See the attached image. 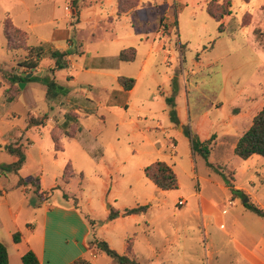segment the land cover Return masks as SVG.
<instances>
[{
    "label": "rangeland",
    "instance_id": "1",
    "mask_svg": "<svg viewBox=\"0 0 264 264\" xmlns=\"http://www.w3.org/2000/svg\"><path fill=\"white\" fill-rule=\"evenodd\" d=\"M225 1L139 0L133 14L102 21L116 8L115 0H95L94 11L83 6L90 0L75 7L71 0H0V66L5 71L22 73L19 63L27 47L71 25V44L58 43L69 51L70 63L50 73L46 69L54 60L43 57L33 72L45 67L39 76H53L69 89L66 96L49 101L40 81L18 89L0 73L2 146L18 129H26L29 116H45V125L24 131L30 140L24 166L0 175V188L6 190H0L2 236L13 220L25 230L33 211L22 203L21 189L12 187L22 177L34 179L25 201H39L34 192L39 183L49 204L76 202L87 215L96 254L84 255L90 263L117 264L95 248L94 239L109 238L110 247L122 254L133 235L139 264H259L256 259H264V219L244 206L250 202L264 208V158L241 159L230 151L232 140L264 105V0H230V13L215 20L208 10L218 13ZM78 6L84 8L73 13ZM10 20L22 36H7L4 22ZM128 47L136 50L133 61L91 67L92 58L112 61ZM119 75L134 78L129 93L117 81ZM8 95L15 100L8 102ZM69 114L79 117L81 129L73 138L61 135L62 149H55L50 130ZM206 115L223 127L226 122L230 130L222 137L226 162L212 155V166L192 150L186 129L198 136L195 126ZM77 130L76 125L70 129ZM12 159L0 149V163ZM157 160L173 168L177 189L159 190L144 176L143 168ZM67 163L73 174L64 181L63 174L71 172ZM144 204L147 212L136 218H108L113 209Z\"/></svg>",
    "mask_w": 264,
    "mask_h": 264
},
{
    "label": "trees",
    "instance_id": "2",
    "mask_svg": "<svg viewBox=\"0 0 264 264\" xmlns=\"http://www.w3.org/2000/svg\"><path fill=\"white\" fill-rule=\"evenodd\" d=\"M79 0H71V4L75 7ZM139 0H117V16H120L123 13L132 11L136 8ZM246 1V0H244ZM225 7L218 5L219 12H213L211 9L208 10L210 15L215 20H220L223 16L228 15L230 13V0L225 1ZM222 23H219L218 30L222 32ZM5 32L9 37V34L16 33L23 35L21 33V29L15 26L11 20L4 22ZM27 49V55L23 61L19 64L24 67V71L22 73L34 72L37 69L39 61L43 57H49L54 60L53 66L48 67L46 71L52 73L55 70H60L67 65L66 57L69 55L68 50H60L58 48L52 47L47 42H39L38 44L29 46ZM135 58V49L134 47H128L122 49L116 59L123 61H132ZM45 71V72H46ZM0 73L4 80H6L10 85H16V88L19 87L20 82H28L32 80L40 81L42 84L46 86V98L51 101L53 99H57L60 96H66L69 93V89L64 85L59 84L53 76H46V74H42L37 76L33 74L31 77H26L22 73H17L13 71H5L0 66ZM119 83L124 87V89L128 90L132 88L135 83L134 78L128 76H120L118 78ZM15 95H8L6 100L11 102L15 100ZM93 111V110H92ZM90 111V112H92ZM45 125V116L44 117H35L29 116L27 119V128L35 127V126H43ZM80 129V124L78 123L77 116L74 114H69L65 116V120L60 123L55 129L52 128L50 130L51 138L54 142L55 149H62L58 145V140L62 134L66 136L73 137L74 133L70 131L72 127ZM187 134L190 139L191 148L194 152L199 153L206 161L208 166H212V163L208 160L209 156V144L213 138V135L208 139L201 140L195 133L191 131L189 127H186ZM4 150L8 153L13 154L16 159L10 163H0V175L5 174V172H14L18 173L20 168L24 165L26 160V146L21 141H15L13 143H9L4 145ZM233 152L240 157L241 159H247L253 155H259L264 158V105L263 107L253 116L251 124L249 127L238 137L236 144L234 146ZM66 166H70V163H67ZM66 168V167H65ZM71 168V166H70ZM144 175L148 180H150L158 189L160 190H172L178 187L177 177L175 172L164 161H154L149 165L143 168ZM73 174L72 168L69 175L65 176L63 174V180H69V176ZM34 180V179H33ZM33 180H25L22 177L18 179V185L22 187H27L31 185ZM40 185L35 188V192L37 195L42 198L41 193L39 192ZM233 192H240V190H236L232 188ZM148 204L137 205L133 207H126L122 210H111L108 218L110 220L117 218L119 216H126L134 213H143L148 209ZM244 206L250 210L255 215L264 218V208L258 206L257 204H253L247 202ZM20 239V233L17 231L13 233V240L17 242ZM95 248H99L101 251L105 252L117 262V264H139L134 258L128 256V254H119L114 249H112L105 240L97 239L93 241ZM92 242L89 243V249L92 252L91 248ZM127 250L130 251L131 245L130 242L127 244ZM21 261L23 264H38V259L35 254L28 250L21 256ZM0 264H9L8 262V253L6 245L0 242ZM75 264H90L87 260L83 258H79L75 260Z\"/></svg>",
    "mask_w": 264,
    "mask_h": 264
},
{
    "label": "crops",
    "instance_id": "3",
    "mask_svg": "<svg viewBox=\"0 0 264 264\" xmlns=\"http://www.w3.org/2000/svg\"><path fill=\"white\" fill-rule=\"evenodd\" d=\"M94 1L95 0H90L91 3H89L87 5H83V6L88 7V8H92V11H94V9H95V7L93 5ZM109 1H111V0H109ZM138 3H139V1H138ZM115 4H116V8L111 10L109 15H107V16L102 15L100 20H102V21H104V20L113 21L114 19H119L122 15H125V16H127L129 14L131 15L136 11V8L138 6V4H137V6L134 10L123 13L120 16H117V0H115ZM83 6H78L79 11L77 8V11L73 12V13L81 12L80 9H83L84 8ZM70 11L72 12L71 9H70ZM89 20L95 21L96 19L90 17ZM160 21H161V19H160ZM70 27H71L70 24H67L66 27H57V28L53 29L52 34H51L49 39L42 40L39 42H47L54 48L64 50L62 48H59L58 43L60 41H66L67 43H69V45L71 44L70 30H69ZM82 53H83V51H82ZM68 56L66 57L67 64L70 63ZM135 56H136V50H135ZM116 57L117 56H115L114 57L115 59H112V61H110L109 58H106L104 56L99 57V59L92 58L91 67L100 68V69H103V68L109 69V68L117 67L119 62H127V61H123V60H117ZM44 69H45V67L42 70H40L39 72L41 73ZM120 76H125V75H119L117 77V81H118V78ZM133 87H134V85L132 86V88L128 89L127 92L129 93L133 89ZM90 101L93 102L92 100H90ZM110 101L112 103H114L113 102L114 101L113 96H111ZM78 118L79 117H77V119ZM78 121L80 122L79 119H78ZM221 124H222V122H220V121L214 122L210 119V117H208L206 115V116L202 117L200 119V121L195 126L196 133L198 134V136L201 140L208 139L212 135L214 136V139L209 144L208 160L210 162H211V156L212 155L215 157V159L217 161L226 162L224 160V158L222 157V151H223L222 137L230 134L229 133L230 130L228 129L229 126L227 125L226 122H225L226 126H224V127ZM26 125H27V122H25L24 126H26ZM20 129H18V132L16 133V137L13 140L12 139L8 140L4 145L9 144L11 142H15V141H21V142L24 141L23 144L26 147L28 145H30V140L28 139V137L24 136L25 135L24 131L28 130L29 128L26 127V129H25V127H23ZM80 129H81V123H80ZM80 129L77 130L76 133H74L73 137H75L77 135V133L80 131ZM4 134L0 133L1 136H3ZM22 135L24 136L25 140L23 138H21ZM63 135H65V134H62V136ZM240 135H238V137ZM9 136H12V134H10ZM231 136H233V135H231ZM68 137H70V136H68ZM73 137H70V138H73ZM238 137H236L234 140H232V143H230V147H231L230 151H233ZM4 145L2 146L0 144V149L4 150V148H3ZM213 148H216V151H217L216 153H213ZM4 151H6V150H4ZM11 155L13 156L12 161H14L16 159V157L13 154H11ZM12 161H10V162H12ZM224 165L226 166V164H224ZM143 174H144V172H143ZM18 179L19 178H17V180L12 184V187L15 189L16 188L21 189L20 194H21V198H22L21 199L22 203L23 202L26 203V206L28 208H33L32 209L33 211H32V213H30L28 220H26V222L24 224L25 230L21 231L19 229V224L13 220L12 228L6 229V233L4 236H2V234L0 233V242L4 243L6 245V248H7L9 264H23L21 261V256L28 250H31L35 254V256L38 259V264H75V260H77L79 258L85 259L84 255H86V254L91 256V258H95L96 254L92 253L89 249V243L92 240H90L89 228L84 221V216H87V215H85L82 212L81 208L76 204V202L71 201V204H69V205H51L47 201L49 194L41 199L35 191L34 192L37 195V197L39 198L38 199L39 201L32 202V200H30V199L25 201L27 193H28V191L31 190L32 186L31 185H28L27 187L19 186L18 185ZM177 181H178V179H177ZM178 185H179V183H178ZM0 190L2 191L1 193L6 191L5 188H3V187H1ZM172 190H174V189H172ZM162 191H167V190H162ZM39 192H44V190H42L40 187ZM20 208H21V206H19V209ZM122 209H124V208H122ZM122 209H113V210H122ZM143 213H145V212H143ZM143 213H134V214L126 215V216H119L117 218H124V217L136 218V216L143 214ZM16 216H17V214L15 213V217ZM257 217L264 219V218L259 217V216H257ZM114 219H116V218H114ZM91 223H92V221H91ZM2 225L5 226L6 224H3V218H1V216H0V226L3 227ZM17 231L20 233V239L17 242H15L13 240V233H15ZM101 239L105 240L108 243V245L110 244L109 238L106 237L105 239H103V238H101ZM134 239H135V235L126 238V241L124 244V250H123L122 254H128L129 257L134 258V259H138L137 256L135 255L134 249H133ZM128 242H130V245H131L130 251H128L126 248ZM85 260H87V259H85ZM256 261L259 264H264V259H256ZM90 264H96V263L92 262Z\"/></svg>",
    "mask_w": 264,
    "mask_h": 264
},
{
    "label": "water",
    "instance_id": "4",
    "mask_svg": "<svg viewBox=\"0 0 264 264\" xmlns=\"http://www.w3.org/2000/svg\"><path fill=\"white\" fill-rule=\"evenodd\" d=\"M22 74H23L24 76H26L27 78H28V77H31V76L33 75L32 72L22 73ZM39 74H40V72L37 73V76H39ZM24 84H25L24 82H20V83H19V87L22 88V87L24 86Z\"/></svg>",
    "mask_w": 264,
    "mask_h": 264
},
{
    "label": "built area",
    "instance_id": "5",
    "mask_svg": "<svg viewBox=\"0 0 264 264\" xmlns=\"http://www.w3.org/2000/svg\"><path fill=\"white\" fill-rule=\"evenodd\" d=\"M65 9H66L68 12H70V9L68 8V6H66ZM183 202H184L183 200H179V201H178V204H179V205H180V204H183Z\"/></svg>",
    "mask_w": 264,
    "mask_h": 264
}]
</instances>
